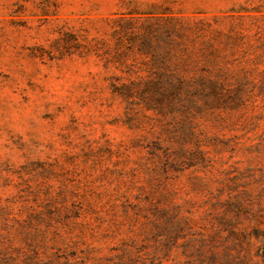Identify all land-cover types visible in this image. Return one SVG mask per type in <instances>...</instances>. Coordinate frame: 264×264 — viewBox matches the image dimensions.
<instances>
[{
    "label": "rangeland",
    "instance_id": "rangeland-1",
    "mask_svg": "<svg viewBox=\"0 0 264 264\" xmlns=\"http://www.w3.org/2000/svg\"><path fill=\"white\" fill-rule=\"evenodd\" d=\"M0 264H264V0H0Z\"/></svg>",
    "mask_w": 264,
    "mask_h": 264
},
{
    "label": "trees",
    "instance_id": "trees-1",
    "mask_svg": "<svg viewBox=\"0 0 264 264\" xmlns=\"http://www.w3.org/2000/svg\"><path fill=\"white\" fill-rule=\"evenodd\" d=\"M173 26H167V25H158L157 26V30H155V34L157 37V40L159 39H164V35L166 33H164V31H171L173 30ZM174 43V40L172 41ZM163 54V53H162ZM172 53H170L169 55H166L167 59L172 58ZM174 56V55H173ZM171 65H175V63L173 61H169ZM168 66V65H165ZM151 74H155L154 77H150L148 79V81L151 80V84L153 85V83L155 82V80L157 79L159 84H161V86L164 88V91L160 94H166V93H170V94H174L177 93V80H180V78L182 77L181 75H184L183 71H180L177 67H174L173 70H169L167 68H161L158 71L151 73ZM156 78V79H154ZM186 77L183 76L181 79H185ZM147 81V82H148ZM150 83V82H148Z\"/></svg>",
    "mask_w": 264,
    "mask_h": 264
}]
</instances>
